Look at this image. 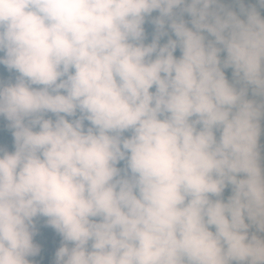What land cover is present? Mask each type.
Returning <instances> with one entry per match:
<instances>
[{
    "label": "clouds",
    "instance_id": "obj_1",
    "mask_svg": "<svg viewBox=\"0 0 264 264\" xmlns=\"http://www.w3.org/2000/svg\"><path fill=\"white\" fill-rule=\"evenodd\" d=\"M232 3L0 0V264L38 217L55 264H264V0Z\"/></svg>",
    "mask_w": 264,
    "mask_h": 264
},
{
    "label": "trees",
    "instance_id": "obj_2",
    "mask_svg": "<svg viewBox=\"0 0 264 264\" xmlns=\"http://www.w3.org/2000/svg\"><path fill=\"white\" fill-rule=\"evenodd\" d=\"M255 4V0L252 1V5ZM238 11V9H236ZM261 14L264 15V10H261ZM153 16L158 15V13H153ZM185 19H188L185 16ZM147 40L146 43L151 42L152 33L149 31L148 27L145 24ZM171 35V33H170ZM175 38L174 36L172 37ZM167 41V37L161 39L160 43L163 44ZM175 55L179 56V50L175 53ZM16 73L7 71L3 66H0V81L14 82ZM226 76L231 80V70H226ZM87 123V122H86ZM5 128V129H4ZM7 121L0 117V146H3L8 151L14 150V141L11 135L10 130L7 131ZM127 135V134H126ZM259 152L261 157V165L264 167V123L261 124V134L258 140ZM122 167L121 165H119ZM225 196V195H224ZM226 198V196H225ZM36 224L37 233L33 237V242L37 244L41 251L35 257H29L31 264H55V253L58 248L62 244V237L55 232L50 227L45 226V219L44 218H36L34 221Z\"/></svg>",
    "mask_w": 264,
    "mask_h": 264
},
{
    "label": "rangeland",
    "instance_id": "obj_3",
    "mask_svg": "<svg viewBox=\"0 0 264 264\" xmlns=\"http://www.w3.org/2000/svg\"><path fill=\"white\" fill-rule=\"evenodd\" d=\"M226 6L234 7V4L232 3V0H223ZM245 6L252 5V0H244ZM238 6V5H236ZM239 7V6H238ZM264 123V120L261 121V124ZM224 195L227 197L230 195V190L226 189Z\"/></svg>",
    "mask_w": 264,
    "mask_h": 264
},
{
    "label": "water",
    "instance_id": "obj_4",
    "mask_svg": "<svg viewBox=\"0 0 264 264\" xmlns=\"http://www.w3.org/2000/svg\"><path fill=\"white\" fill-rule=\"evenodd\" d=\"M146 26L148 27L149 31L151 33H153V31H154L153 26L150 23H148L147 21H146ZM122 166H123V164H122Z\"/></svg>",
    "mask_w": 264,
    "mask_h": 264
}]
</instances>
